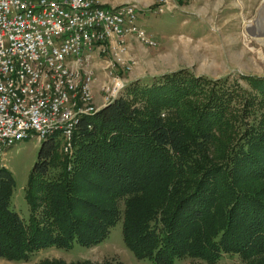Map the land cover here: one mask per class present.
I'll use <instances>...</instances> for the list:
<instances>
[{"label": "trees", "instance_id": "1", "mask_svg": "<svg viewBox=\"0 0 264 264\" xmlns=\"http://www.w3.org/2000/svg\"><path fill=\"white\" fill-rule=\"evenodd\" d=\"M156 78L82 117L71 156L59 134L41 142L27 217L12 209L14 181L0 169V259L96 246L121 220L138 260L264 264V77L244 76L249 90L186 70Z\"/></svg>", "mask_w": 264, "mask_h": 264}, {"label": "built area", "instance_id": "2", "mask_svg": "<svg viewBox=\"0 0 264 264\" xmlns=\"http://www.w3.org/2000/svg\"><path fill=\"white\" fill-rule=\"evenodd\" d=\"M174 0H158L143 9L170 14ZM136 3L110 0H0V157L17 143L43 142L59 134L71 156L73 134L82 117L96 114L124 90L113 78L102 90L101 107L82 109L93 99L92 52L106 54L107 70L126 50L127 36L143 44L153 38L139 24Z\"/></svg>", "mask_w": 264, "mask_h": 264}, {"label": "rangeland", "instance_id": "3", "mask_svg": "<svg viewBox=\"0 0 264 264\" xmlns=\"http://www.w3.org/2000/svg\"><path fill=\"white\" fill-rule=\"evenodd\" d=\"M174 1L189 13L181 14L178 19H171L167 16L169 14H154L140 6L142 11L138 13L139 24L152 36L153 44H143L134 36H127L126 50L120 54L113 70L105 69L103 61L107 59L106 54L98 55L97 52H92L88 68H91L94 74L93 85L96 93L91 102L79 103L80 108H96L104 102L102 87L109 82L110 71L113 72L111 77L122 80L134 79L144 74L147 76L142 80L125 82V86L140 81L141 84L149 86L163 73L169 74V71L172 73L179 70H186L195 77L205 79H227L226 82L237 86V89L241 87L248 90L244 76L264 77V35L252 36V31L264 27V19H260L264 0ZM148 13L151 16H147ZM142 104L140 101L137 106ZM232 105L238 108L236 102ZM40 146L41 143L35 138L23 140L7 149L0 157V169L10 173L14 181L11 207L24 217L28 214L24 188L37 161ZM60 153L64 154L62 151ZM121 230L120 220L110 230L106 240L96 246L83 248L76 245L70 250L53 247L37 252L27 262L0 259V264H40L50 260H60L67 264L83 261L91 264H154L134 257L122 240ZM176 264L204 263L185 259ZM216 264L249 263L238 255L223 254Z\"/></svg>", "mask_w": 264, "mask_h": 264}, {"label": "crops", "instance_id": "4", "mask_svg": "<svg viewBox=\"0 0 264 264\" xmlns=\"http://www.w3.org/2000/svg\"><path fill=\"white\" fill-rule=\"evenodd\" d=\"M158 0H110V4L111 5H120V4H124V3H136V4H138L139 6H141L142 8H144V9H147L149 6H151L152 4H154V3H156ZM183 13L184 14H187V13H189V12H187V10H185L181 5L180 6H178V8H176L172 13H170L169 15H167L169 18H174V19H178L177 17H180V15L182 14L183 15ZM149 15V13L147 14V16ZM163 15H166V14H163ZM193 15H195V14H193ZM147 16H146V19H148L147 18ZM149 16H151V15H149ZM158 21L159 20H157V25L159 26V24H158ZM149 24H150V22H148ZM157 26V27H158ZM92 55V54H91ZM167 72H165V73H163L162 75H164V74H166ZM168 73H170V71L168 72ZM155 75V74H154ZM154 75H152V76H154ZM145 77H147V76H145V74L144 75H139V76H136V78H134V79H130V80H124L126 83H129V82H131V81H133V80H142V79H144ZM141 82V81H140ZM92 92H93V95L96 93L95 92V86L93 85L92 86ZM103 105V103L102 104H98V107H101Z\"/></svg>", "mask_w": 264, "mask_h": 264}, {"label": "bare ground", "instance_id": "5", "mask_svg": "<svg viewBox=\"0 0 264 264\" xmlns=\"http://www.w3.org/2000/svg\"><path fill=\"white\" fill-rule=\"evenodd\" d=\"M252 32H251L252 36L261 37L262 35H264V27L263 28L259 27L258 29H256V31H252Z\"/></svg>", "mask_w": 264, "mask_h": 264}, {"label": "water", "instance_id": "6", "mask_svg": "<svg viewBox=\"0 0 264 264\" xmlns=\"http://www.w3.org/2000/svg\"><path fill=\"white\" fill-rule=\"evenodd\" d=\"M260 19H262V21H263V19H264V4H263V6H262V8H261V10H260ZM263 23V22H262ZM105 107V106H104ZM103 108V107H102ZM101 108V109H102Z\"/></svg>", "mask_w": 264, "mask_h": 264}]
</instances>
